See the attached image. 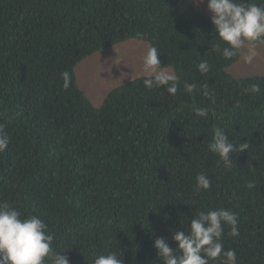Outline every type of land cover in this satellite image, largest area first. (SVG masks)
Returning <instances> with one entry per match:
<instances>
[{
    "label": "trees",
    "instance_id": "obj_1",
    "mask_svg": "<svg viewBox=\"0 0 264 264\" xmlns=\"http://www.w3.org/2000/svg\"><path fill=\"white\" fill-rule=\"evenodd\" d=\"M206 8L207 0H0V125L10 141L0 152V203L44 221L69 264L118 250L124 264H161L155 238L175 250L173 232L220 208L238 215L239 236L225 225L224 249L237 264H264V73L230 71L241 50L223 57ZM128 40L157 48L177 92L146 88L137 75L95 108L78 66ZM202 60L208 73L198 71ZM252 84L260 93L244 91ZM216 128L249 144L230 167L208 149ZM199 174L208 190H197Z\"/></svg>",
    "mask_w": 264,
    "mask_h": 264
},
{
    "label": "clouds",
    "instance_id": "obj_2",
    "mask_svg": "<svg viewBox=\"0 0 264 264\" xmlns=\"http://www.w3.org/2000/svg\"><path fill=\"white\" fill-rule=\"evenodd\" d=\"M199 3H204V0H199ZM207 10L211 13V23L218 40L225 45L223 57L231 59L237 56L247 44L248 54L243 56V60L251 64L257 56V45L264 44V0L259 4L249 0L246 3L243 0H207ZM215 48L219 52L221 44L217 43ZM159 55L156 47L147 48L141 69L144 85L149 89L164 87L169 94L174 95L178 78L161 67ZM197 68L202 74L209 72L207 61L202 60ZM61 79L63 87H69V72L61 73ZM184 88L191 93L196 85L185 83ZM244 91L258 94L261 89L258 84H252ZM196 111L200 116L206 115L205 110ZM9 142V137L0 125V152L8 148ZM248 147V142L233 144L220 128L215 129L208 145L209 151L217 155L226 167L231 166L233 152L242 153ZM196 179L197 190L211 187V180L205 174H199ZM248 187L251 189L254 184L249 183ZM237 224L238 215L229 210L220 208L200 212L191 220L187 232L179 230L172 233V240L177 245L175 250L169 246L166 237L155 238L152 246L161 264H210L216 260H220V264H237L235 251L225 250L222 243L225 225L230 227L231 237L239 236ZM53 239L47 225L39 217L32 215L22 218V213L16 208L7 202L0 203V264H46V260H50L51 264H69L67 256L53 251ZM94 264H124L123 254L120 250L110 251L95 258Z\"/></svg>",
    "mask_w": 264,
    "mask_h": 264
},
{
    "label": "rangeland",
    "instance_id": "obj_3",
    "mask_svg": "<svg viewBox=\"0 0 264 264\" xmlns=\"http://www.w3.org/2000/svg\"><path fill=\"white\" fill-rule=\"evenodd\" d=\"M206 11L210 13L207 8ZM134 41L128 40L114 47L101 50L79 64L78 83L89 94V100L95 108L101 106L109 91L114 87L132 81L137 75H143L141 71L142 59L147 48L152 45L149 42ZM256 52L257 56L253 62L246 64L243 56L248 54V46L245 44L241 49L239 61L230 71L236 76L264 73V44H258ZM132 70H137L136 75L130 74ZM165 70L174 74L171 68Z\"/></svg>",
    "mask_w": 264,
    "mask_h": 264
}]
</instances>
